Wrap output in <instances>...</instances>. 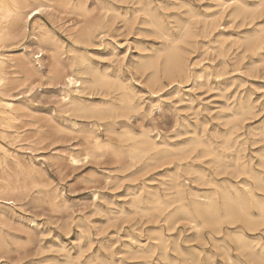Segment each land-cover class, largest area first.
I'll return each mask as SVG.
<instances>
[{"label": "rangeland", "instance_id": "374dc122", "mask_svg": "<svg viewBox=\"0 0 264 264\" xmlns=\"http://www.w3.org/2000/svg\"><path fill=\"white\" fill-rule=\"evenodd\" d=\"M235 1L229 0L230 4L226 6L227 3L223 5L221 3L228 0H120L118 6L119 9L122 8L120 13L123 16H119V19L115 18L114 25H110L105 31L94 32L95 40L92 39L85 44L75 43L70 35L73 24L77 21L73 14L53 10L49 15H40L41 21L45 22L65 48L77 46L85 54L87 53L94 68L107 72L106 74L113 77L110 85L95 87L90 90L93 94L86 97L96 102L105 97L104 99L119 103L115 79H123L122 81L131 84L136 96L138 95L137 101L142 103L138 101L141 105L137 112L129 111L115 118L106 119V121L117 120L115 127L118 132L124 129L119 126L122 121L128 123L129 128L132 127L130 129L136 134L133 139L121 138L118 135L105 136L102 127L99 126L102 135L100 147L89 149L82 139L77 137L75 140L74 133L71 135L66 131L54 132L52 126L45 122L47 117L53 116L55 124L63 126L67 123L64 127L70 129L69 122L63 120L67 116L62 113L60 115L57 106L56 86L33 82L32 88H34L27 93L26 86H18L17 84L20 83L18 82L16 90L8 91V95L0 93V98L7 97L5 99L13 100L15 106L20 103L22 106L25 104L33 116L32 119H36L34 125L30 124L25 116L17 117L10 122L8 120L10 129L0 127V130L6 132L4 137L0 136V143L15 155L12 157L0 150V169L7 164V171L2 172L3 175L0 173V184L5 182L19 184L22 186L20 192H23L21 197L20 192L16 195L15 193L7 195L15 198V205L0 201V264H71L73 262L74 264L77 262L78 264H145V262L166 264L169 258L168 264H195V262L196 264H231L224 259L222 253L224 245L233 261L236 260L234 263L239 264L242 261L243 264L248 263L239 255L233 236L226 233L242 228L240 231L243 235L252 238L261 234L258 231H246L248 229L244 228L245 225L242 226L241 222L230 223L226 219L220 221V226L200 224L196 231L190 226L193 223L189 225V222L180 215L169 217L170 220L165 219V215L177 211L180 203L194 214L192 203L194 198L202 200V197H199L207 193L212 186L208 183L203 184L202 181H195L198 175L196 173H204L206 179H216L218 183H222L227 178L226 184L237 183L245 177L243 174L231 173L232 167L226 169L223 174L219 173L220 170L213 162V156L202 154L201 146H197L194 150L190 149L189 152L187 147L189 144L186 143L193 138L202 137L200 139L203 142L210 145L214 151L216 148V153H220V156L223 155V160L225 157L231 159L230 161L225 158L224 161L228 164H233L235 154H238L240 160L238 159L237 163L241 161L248 163L250 160L249 164L255 170L260 172L264 170V47L259 50H249L244 41L247 32L258 22H264V14L251 23L250 17L243 12L230 22L228 15ZM240 1L247 6L252 4V0ZM213 16H216L215 25L210 24ZM78 23L77 21V26L80 25ZM162 33L169 35L162 36ZM29 34L30 24L27 37L18 45H25ZM217 39L222 41L218 42ZM18 45L13 49L20 48ZM169 47L177 49L181 54L183 51L185 67L190 74L198 71L200 67L208 66L210 71L208 78L185 81L182 74L179 77L177 74L171 76L161 70L163 55ZM7 48L2 47L0 51L5 52ZM157 52L161 54L158 57L159 61L157 60L158 69L153 77L150 69H140L137 64L140 60L155 57ZM67 54L62 55V58ZM43 55L44 62H41V66L46 70L48 58L47 55ZM17 76L23 77V74H15L7 70V79ZM71 119L79 122L80 126L91 123L89 119L75 117ZM36 128H43L41 130L44 131V135L41 138L36 135ZM141 129H151V136L158 143L166 145L173 154L162 159L163 161L144 156L140 158L141 161L131 162L123 157L125 152L138 142ZM10 134L11 136L13 134L12 138ZM88 151L90 155L85 159ZM115 151L121 152L122 156L117 159L114 156ZM69 152L79 158L75 165L67 160ZM168 159L174 160V163ZM29 163L35 166L37 171L29 170L27 166ZM22 164L26 167H22ZM186 166L192 167V170L187 171ZM18 168H21L20 171ZM262 172L264 175V171ZM169 175L180 177L177 178L178 184L182 192L185 191L181 202L176 201L175 189L171 188ZM169 191L174 192V195ZM257 192L263 194L261 191ZM156 195L170 204L163 210L164 212L148 209L151 198ZM134 196L142 199L139 203L140 209H135L136 205L132 204L134 202L131 198H135ZM250 209L256 214V208ZM156 232L161 233L164 238L166 249L162 250L158 240H154ZM150 246L155 250L145 252ZM139 254L141 257L138 256Z\"/></svg>", "mask_w": 264, "mask_h": 264}, {"label": "bare ground", "instance_id": "6f19581e", "mask_svg": "<svg viewBox=\"0 0 264 264\" xmlns=\"http://www.w3.org/2000/svg\"><path fill=\"white\" fill-rule=\"evenodd\" d=\"M119 1L120 0H0V48H2V47L7 48L8 47L5 52L0 51V93L4 94V95H8L9 94V93L7 94L8 91H10L12 89L16 90L15 88H16V84L18 82H20L19 84H17L18 86L19 85H25L26 86L27 93H30V92H28V90H30L32 88L33 82H39L40 84L47 83V84H52V86L53 85L56 86V88H58V90L55 89L58 91V96H57L58 97V101H57L58 105L57 104L56 105L59 108L60 115L62 113L65 116H67V118H64L63 120L69 122L68 124L70 125L69 126L70 129L64 127L67 123L63 126L55 124L56 121L53 119L52 115H51L52 117H47L45 119V122L52 126V129L54 132L66 131L68 134H71V135L74 133L76 136L75 140L77 139V137L79 139H82V141H84L87 144V146H89V149L100 147L102 135H101V131H100L99 126L102 127V130L105 133V136L118 135V136H121V138L123 137L125 139H133L136 136V134L132 131L133 129L132 130L130 129L132 127L129 128L130 125H128V123H125L122 121V123H120L121 125H119V126L123 127L124 129L118 132L116 129L117 127H115L117 120L115 119L116 121H114L113 119L112 120L110 119V121H106V119L115 118L118 115L123 114L125 112H129V111L134 112L136 110V112H137V110L139 109V106L141 105L139 102H141V101H139V100H138L139 102L137 101L138 95L136 96V93L133 91V89L130 86L131 84L129 85L125 81H122L123 79L118 80L115 78H114L116 80V86L115 87L119 92L117 94L118 95L117 101L119 103H117V102L115 103L114 101H112L110 99H104L105 97L101 101L98 100L99 102L98 101L97 102L92 101L88 97H86V95H90L92 93L90 91L91 89H94L95 87H97V88L100 86L106 87V86L110 85V81L112 80L113 77L106 74L107 73L106 71H105L106 73H104V72H101V71L97 70L96 68H94L92 66L93 63H91L88 55H86L87 53L85 54V52H83L77 46L66 47L67 48L66 49L63 46L64 44L62 45L61 41H59L57 38H55V35L45 25V22L41 21L40 15H42V14L49 15L53 10L54 11L59 10L60 12H65L66 14H73L74 16H76V20L80 23V25L77 26V24H76L77 21H76L73 24L71 33L70 32L69 33L72 36V38L74 39L75 43L84 42V44H85V42L91 41L93 39L94 32L98 31V33H101L102 31H105V29H107L110 25L111 26L114 25L113 22H114L115 18L119 19V16H123V14L120 13V9L122 10V8L119 9V6H118ZM230 2H229V0H228V2H222L221 5L227 3L226 6H229L228 3L230 4ZM234 3L235 4L233 7H231L232 9L228 15L230 22L234 21L235 18L243 12H246L247 15L250 17L251 23H252V21H255L254 20L255 18L264 14V0H252L251 6L250 5L247 6L244 2H242L240 0H236ZM214 17H216V16H213V18L210 20V24L215 25L216 21H215ZM126 18H124V19H126ZM120 20H122V18ZM204 22H206V21H204ZM29 24H30V34H29V37H28L29 39H28L27 43L25 45H18L19 43L21 44V41H23L27 37L28 32H29ZM161 32L162 31H160V33ZM103 33H105V32H103ZM109 34H111V33H109ZM107 35H108V33H107ZM163 35L168 37L167 35H169V34L168 33L167 34L162 33V36ZM182 35H183V33H182ZM184 36H186V35H184ZM166 37H165V39H166ZM93 40H95V39H93ZM168 40H170V39H167V41ZM216 41L221 42L222 39H217ZM244 41H246L245 46H247L249 50L250 49L251 50L262 49L264 47V22L263 21L258 22L255 25V27H253L249 32H247L244 36ZM173 43L175 44V42H173ZM15 45L20 46V48L13 49ZM177 47H178V45H177ZM3 49H5V48H3ZM219 50H220V48H219ZM43 54L47 55V58H48V62H47L48 64H47L46 70H44L43 67L41 66V62L44 59ZM64 54H67V55L65 58H62V55H64ZM160 54L161 53L157 52L155 57H149L145 60H140L139 63L137 64V66L140 69H144V70L150 69L151 70L150 73H152L151 75L153 76V74H155L156 70L158 69V61H159L158 57ZM182 54H183V51H182ZM182 54L177 49H175L173 47H171V48L169 47V49L166 50L164 55H163L164 57L162 60L163 63L161 64V67H162L161 70L167 72L171 76L177 74V76L179 77V75L182 74L185 77V81H188V80L197 81L200 78H208V76L210 75V71H208V68H209L208 66L200 67L198 69V71H193L192 74H190L187 71V68L185 67L184 56ZM140 58H141V56H140ZM7 70H11L15 74L21 73V75L23 74V77L20 76L21 77L20 78L17 76V77L12 78V79H7L8 78V77H6ZM216 76H218V75H216ZM155 77H156V75H155ZM154 79H156V78H154ZM154 82H155V80H154ZM103 91H105V90H103ZM114 92H116V91H114ZM27 93H25V95H27ZM100 93H101V91H100ZM107 95H109V94L107 93ZM100 96H102V95H100ZM103 96H105V95H103ZM15 97H16V95L14 96V98ZM5 98H7V97H5ZM5 98H3V97L0 98V127H5V128L7 127V129H10V128H8L10 126L8 123V120L10 122V120H13V119H16L17 117H22V116L27 117L30 124H34V121L36 119L35 120L32 119L33 116L31 114V112L29 111V109L25 106V104H24V106H22L20 103V105L15 106L13 103V100H10V99L8 100ZM23 99H24V97H23ZM56 105H54V106H56ZM241 107H243V105ZM245 108H246V106H245ZM239 113H241V112H239ZM131 114H133V113H131ZM235 114H237V113H235ZM244 115H245V113H244ZM71 117L80 118V119L81 118L82 119L83 118L89 119V120H91V123L89 124V122H88V124L85 123V125L80 126L78 124L79 122L77 123L75 121H72ZM54 118H55V116H54ZM235 118H236V116H235ZM127 119H129V118H127ZM61 122H62V120H61ZM119 122H118V124H119ZM232 122H231V124H232ZM41 129H43V128H41ZM41 129H38V128L35 129L36 135H39L40 138L44 135V133H43L44 131L42 132ZM150 130H148V129L142 130L141 129V132L139 134L140 138L137 140L138 142L133 144L131 146V149L127 150L123 157H126V159H128L131 162L135 161V160L137 162V160H140V158L144 157V156H146L148 159H155L156 161H163L162 159H165L168 156L172 155L173 152L170 149H167L166 145H164L163 143H158L154 139V137L151 136ZM5 133L2 130H0V136L1 137H4ZM12 133H14V132H12ZM138 133L139 132H137V134ZM230 133H231V130H230ZM228 135H230V134H228ZM12 136H13V134H12ZM12 136L10 134L11 138H12ZM7 137H8V135H7ZM24 137H23V139H24ZM72 137H74V136H72ZM18 138H19V136H18ZM200 138H202V137H200ZM200 138L199 137L193 138L189 143L188 142L186 143L187 145L189 144L187 146L189 148V152H190V149L194 150V148H196L197 146H201L202 147L201 148L202 154H208V155L211 154L213 156V158H214L213 162L216 163L217 168L220 170L219 173L223 174V172H225L226 169L229 170V167H230V169L232 167L233 171H230L231 173L234 172V173H236L235 175L243 174V175H245V177L241 180L239 179L240 181L237 183H230L229 182L226 184L225 181L227 178L224 179L222 181V183H218L217 181H215L216 179L215 180L214 179H212V180L206 179L205 176L203 175L204 173L199 174L200 172L198 169L199 173H196L198 175L195 177L194 180L199 181V182L202 181L203 184L208 183V184H211L212 186H211L210 190L207 191V193H205L204 195L199 197V198L202 197L201 198L202 200L197 199V197H196V199L194 198V200L192 202L194 205L193 206L194 207V214H192L191 213L192 211L190 212V211L186 210L187 207L185 208V205L183 203H180L181 200L183 199L182 194L185 193V191L182 192V189L180 188V185L178 184L179 182H178L177 178L179 176L177 177V176H170L169 175L171 177L170 180L172 183V184L170 183V185H172L171 188L175 189V196L177 199L176 201H180L179 202L180 205L178 206V209L176 212H174L173 214H168L167 216L165 215V219H167V218L169 219V217H172V216L174 218L176 215H180L183 219H185L186 221L189 222V225H190V223H193L190 226L193 229L195 228L196 231L198 230L197 228L200 226V224L202 225L203 223H205L203 225H206V224L219 225L220 221H222V219H226L230 223H234L237 221L241 222L242 226L244 224L245 225L244 228L248 229L246 231L254 230V231H258L261 234L258 235L257 237L255 236L252 238H248L245 235H243V233L240 231L242 229L241 228L240 230L234 229L235 231L227 232L226 235H232L233 236V239L236 243V249L240 252L239 255H241L242 258H244V260L246 259L249 264H264V175L262 174L263 173L262 171H264V170L261 171L262 173L260 171L255 170L253 168V166H251L249 164L250 160L248 163H246L244 161L237 163V161L239 159L238 154L237 155L235 154L236 158H235L234 163L228 164L224 161L225 158H227V157H225L223 160L222 159L223 155L220 156L219 155L220 153L219 154L216 153V150H217L216 148L214 151L210 147V145H208L206 142H203ZM8 139H10V138H8ZM9 141L11 142V139ZM127 141H129V140H127ZM134 141H135V139H134ZM78 142H79V140H78ZM131 142H132V140H131ZM229 143H227V146ZM225 144H226V142H225ZM109 145H111V144H109ZM182 146L183 145H181V147ZM116 147H117V145H116ZM170 148H172V147H170ZM227 148L229 150V147H227ZM227 148H224V149H227ZM0 150H2L5 154H8L12 157L15 156L13 151L12 152L9 151L10 149L8 150L1 143H0ZM236 150H238V149H236ZM173 151H175V150H173ZM122 152H123V150H122ZM181 152L184 153V151H181ZM233 152H236V151H233ZM179 154L181 155V153H179ZM186 154H187V152H186ZM89 155H90V151H88L86 153L85 159ZM5 156H7V155H5ZM114 156L117 157V159H118V157L122 156V153L115 151ZM187 156H185V157H187ZM181 157L182 156H180V158ZM240 157H241V155H240ZM96 159H98V158H96ZM181 159H183V157ZM227 159H230V158H227ZM67 160L70 164L75 165L79 161V158L76 157L72 152H69L67 155ZM168 160H170V159H168ZM173 161H171V162L174 163ZM230 161H231V159H230ZM166 162H168V161H165V163ZM8 163H10V162H8ZM124 163H125V161H124ZM188 164H189V162H188ZM17 165H19V163ZM22 165H23L22 167L25 166L24 164H22ZM161 165L162 164H160V166ZM176 165H178V164H176ZM190 165H191V163H190ZM27 166H28L29 170H31V171H37L35 166H32L31 163L27 164ZM173 167H176V166H173ZM124 168H125V166H124ZM18 169L20 171L21 168H18ZM186 169H187V171H191L192 167L188 166ZM23 170H24V168H23ZM176 170L174 172L175 174H176ZM6 171H7V164H5L4 166L1 167L0 173L2 174V172H6ZM14 171L16 172V170H14ZM167 171H168V169H167ZM180 171H182V170H180ZM177 174H178V172H177ZM227 174H228V172H227ZM230 174H229V176H230ZM193 175H195V174H193ZM17 176H18V174H17ZM33 178H34V176H33ZM235 178L236 177L234 176V179ZM195 181L192 180V182L196 183ZM34 184L36 185L37 183H34ZM31 185H33V184H31ZM23 186H25V185H23ZM30 186H29L28 190L30 189ZM209 187H210V185H209ZM21 189H22V186H20L19 184H10L8 182L1 183L0 184V201H3L7 204H14L15 205V202H14L15 198L7 197V195L13 194V193H15V195H16L20 192ZM28 190H27V192H28ZM169 190H171V189L169 188ZM257 191H261L263 194L260 195L259 192H257ZM22 193L23 192L21 191L20 195H19L20 197H21ZM24 193H26V192L24 191ZM173 193L174 192H172V193L170 192L171 195ZM155 194H157V193H155ZM149 195H151V192ZM149 198H151V197H149ZM131 199H133L132 201L134 202L132 204L136 205L135 209H140L139 203L142 199H140L139 197H135V198H131ZM148 200H150V199H148ZM51 203H53V202H51ZM149 204H150V206L148 207V209H154V210L156 209L158 212L159 211L164 212L163 210H165V208L167 207V205L169 203L162 200V198L160 199V196L156 195L153 198H151ZM251 207L256 208V211H257L256 214H254L253 212L250 211ZM144 211H146V210H144ZM152 214H154V213H152ZM153 216H156V215H153ZM156 217H158V216H156ZM229 225H231V224H229ZM216 229H218V228H216ZM216 229H215V231L218 232ZM212 230H214V229H212ZM210 232H211V230H210ZM200 234H201V232H200ZM215 234L217 235V233H215ZM216 237H218V236H216ZM227 237H229V236H227ZM133 238H131V239L133 240ZM156 239L158 240V243H159L161 249L164 250V248L166 247L165 246L166 244H165V240L162 237L161 233H159V232L155 233V239L154 240H156ZM201 239H204V238H201ZM214 239H216V238H214ZM134 240H135V238H134ZM211 241H213V240H211ZM218 241H220V240H218ZM218 241L216 243H218ZM231 241H233V240H231ZM233 244H234V242H233ZM220 245H221V242H220ZM153 246H155V245H153ZM153 246H150L147 249V251L145 250V252L148 253L149 251L155 250V248L152 249ZM129 248H131V247H129ZM223 249L224 250L222 253H224L223 256H225L224 259L229 261L231 264H238V263H234V261H236V260L233 261L231 255H229L227 249L225 248V245H224ZM236 249H234V250H236ZM238 251H236V252H238ZM136 252L138 253L139 250ZM68 255H70V254H68ZM135 255H137V254L135 253ZM239 255H237V256H239ZM138 256H140V254ZM150 256H152V255H150ZM167 256H169V255H167ZM159 257H158V259H159ZM211 257H212V255H211ZM65 258H66V256H65ZM129 258L131 259V257H129ZM147 258H145V260ZM167 258H169V257H167ZM70 260H72V259H70ZM75 260H77V258ZM139 260L137 262H139ZM211 260H213V259H211ZM87 261H86V263H87ZM84 262H85V260H84ZM169 262H170V258H169L168 263ZM224 262H225V260H224ZM238 262H240V261L238 260ZM79 263H80V261H79ZM132 263H134V262H132ZM168 263H166V264H168ZM210 263H212V262H210ZM241 263H239V264H241ZM71 264H74V262ZM77 264H78V262H77ZM145 264H148V263L145 262ZM195 264H196V262H195Z\"/></svg>", "mask_w": 264, "mask_h": 264}]
</instances>
